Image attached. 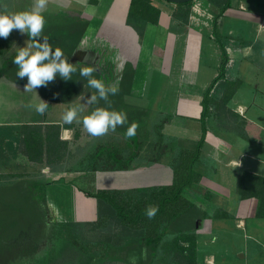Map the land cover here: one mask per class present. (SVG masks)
Here are the masks:
<instances>
[{"label": "rangeland", "instance_id": "374dc122", "mask_svg": "<svg viewBox=\"0 0 264 264\" xmlns=\"http://www.w3.org/2000/svg\"><path fill=\"white\" fill-rule=\"evenodd\" d=\"M239 1H241L245 9L243 11L240 10L237 0H231L230 7L232 12L231 14L228 13L222 20V25H220L222 31L226 32V28L229 26L233 27L234 23L239 26L238 21H248L240 18L244 14L260 12L264 9V0ZM71 12L73 13V11ZM217 12L218 9L210 0H194L189 8H185L184 13L172 12L173 14L170 17L171 25H177L178 27L183 26V24L184 26L189 25V27L200 25L203 29L201 32L203 40L200 43V51L196 55L188 56H185L186 53L183 51L180 55L184 61L185 58L187 60L184 62L183 69L187 63L190 64L189 60H193V65H190L194 67V72H189L185 77H183V72L180 73V69L178 70L177 68V62H180V53L178 55L174 53L173 42L164 43L162 47L152 48L151 44L154 42L158 43L156 36H153L149 38L148 44L146 43L144 46L137 45L136 49L133 50L134 54L130 56L133 51H128L123 41L116 37L114 39L116 45L129 56L131 64L125 71L126 76L116 96L118 103H114L109 109L110 111L125 112L127 114V122L123 126H117L115 132L109 131L107 135L101 137H92L84 129L82 123L73 122L69 131L70 144L69 148H67L66 158L62 161L63 163L55 165V169L61 172H77L75 170L79 167V161L83 158L82 156L86 155L98 143L116 144L120 150H123L122 156L126 157L129 150L123 149L126 141L123 132H125L126 126L130 127L135 122L139 127L136 129V137H131V141L133 143L135 138L136 140L140 138V149L135 159L130 162L129 168L126 171L122 170L123 172L115 178L114 181L119 186L117 189L126 190L128 186L133 185L135 187H159L163 182L166 183L169 180L167 175H171L169 154L163 156L165 159L160 163L149 160L151 155L154 154V145L158 140L155 131L156 126L164 123L162 128L164 138L162 140L165 145L172 143L174 147L178 145L180 149L192 150L200 138L201 124L199 120L195 122L194 118H189L192 113L190 111L191 107L177 110V94L179 95L180 93L165 91L173 90L178 84V86L181 85L183 87L185 93L195 97L200 96L199 98L202 99L203 92L218 74V65L221 60L219 46L213 42L214 40L210 39L212 21ZM176 15L181 16V18H188V20H186V23L176 20ZM191 16L192 19H189ZM76 17L75 19H45L44 29L47 31L50 29L54 30L55 27L57 29L60 26H64L63 24L65 23H70L69 30H80V24L76 20L79 19L80 21L82 19ZM219 18L216 21L217 25ZM245 23H242L241 26L245 36L254 37L255 28ZM99 28V21H92L90 29H93V32H90L89 36L95 34L94 31L97 33ZM11 36L12 41L10 44H6L5 53L0 57V63L3 60L14 61L19 49L26 47L31 42L27 34L13 33ZM257 36L259 42L256 47L258 51L256 55L262 54V50H264V32L258 33ZM56 38H59V36ZM152 38L154 40L149 46ZM79 47L81 48L80 43L71 58L72 62L79 67H86L88 64L85 62L86 57H88L89 63H98L104 75L103 77L106 79L107 74H104L106 70L104 64L107 62V56L112 51L99 49L100 53L101 51L104 53L101 60L95 62L97 49L86 51L84 46L81 49ZM154 50L155 54H153ZM253 54L255 55V53ZM175 55L177 56L173 59ZM254 58H241L238 61L239 59L236 56L237 65L231 69V72L239 74L240 80L236 82V85H240L239 90L241 91L238 92L240 94H237L235 99H231L224 104L223 88L217 90L213 86L210 94H213L211 98L214 108L212 107L210 117L205 120L206 133L209 134L210 131L215 138H221L239 148L248 147L244 139L246 135H250V138H254L253 136L255 135V132L247 131L245 119L252 117L264 123V112H259L252 105L254 101L264 111V62H261V65L258 63L257 66L250 61ZM122 61H126L124 55L119 58L118 65H114L113 83L104 81L105 85L115 86L117 84V77L122 70ZM180 78L182 81H178ZM26 84V82L23 84L24 87ZM257 85L259 89H257ZM16 91L15 89L10 90V93L13 94L9 95L10 99L15 100V96L18 99L20 98L19 95H15L17 94ZM35 91L33 97H24L23 101L25 103H35L36 98H38ZM93 94L94 89L90 88L88 83H80L77 94L66 102L67 108L64 109V112L73 105L84 106L85 111L78 117L82 121L83 116L88 115L92 111V105H87L86 101ZM167 94H171L172 97ZM193 100L196 99L190 97L185 99L184 102L188 106H194ZM235 100H239L238 103H241V101L250 102L249 106L251 108L246 113L244 112L245 114L238 115L233 112L237 109ZM25 107L28 109L32 106ZM213 116L216 117V122L228 126L227 128L230 130L221 128L219 124L215 126L211 124ZM56 117H62V115L57 114ZM172 148L171 150L168 148L170 152H173ZM209 148H212V146L208 145L204 148L202 146L200 156H207ZM1 149L2 147H0V152ZM249 150L251 153L255 152L253 153L254 157L248 156L242 160L238 159L236 161L237 166L232 162L230 163V160L228 161L230 167L225 165L224 163L227 160H220V156L217 153L218 160L211 162L207 158L202 157L204 160L200 165L204 163L208 166L202 165L203 171L199 182L192 185L189 192L185 194L186 198L193 201L200 210L196 213L197 221L193 229H191L190 225L185 230V227H182L184 231L190 232L192 230L196 233L198 264H264V218L259 219L254 216L257 200L254 198L240 200L232 191L234 184L237 182V177L243 172H255L264 176V142H262L260 147L249 148ZM2 157L3 155L1 154L0 161ZM258 157L261 161H258ZM251 158L257 159L253 160ZM8 162L7 170H4L0 162V255L7 256V259L12 258L13 260L14 258V260L10 263L5 261L3 262L4 264H144L149 261V258L137 261L133 258L136 256L134 252L130 253V249L136 250V247L143 244L142 239L147 234H153L151 233L153 229L149 228L146 219L140 221L136 226L124 224L115 216L113 209L108 204L90 197L93 199L90 202V207L94 218L90 219L88 216V220H83V217H80V208H83V205L76 199H69L66 195L61 199L58 194H54V197L52 198L51 196V198L58 204L60 201L62 207L59 212L63 216L59 220L54 219L55 216L52 217V215L51 219L48 216L46 205L40 199L41 194H39L44 191L46 195V184L42 174L46 172V167L48 166L45 163L41 164L42 172L44 171L42 173L34 171L24 158H21V160L20 158H15L11 163L10 161ZM239 169L240 172L237 173ZM129 170L131 171L127 172ZM215 172L216 175L213 177L212 175ZM79 176L81 175L73 174L70 181L72 182L71 185L77 181L76 178ZM86 179L85 181L82 180L84 183L82 186L86 189L81 192L88 197L84 192L88 191V193H91L89 190H92L94 193L100 189L97 186L93 189L92 186L94 184L92 185L90 183L91 180ZM62 180L64 182L67 179L64 177ZM212 180L223 186L220 195L216 193L210 194L209 191L212 188L210 181ZM206 194H209L208 200H205ZM195 197H199L201 202L197 199L194 200ZM201 211L207 213L209 218L202 220ZM223 212L227 213L228 217H223ZM78 217L80 219H77ZM180 222L183 221L178 220L177 223ZM59 223L62 225L65 223L69 227L62 226L58 228L57 224ZM161 223L162 225H168L166 224L165 216ZM168 227L170 230L179 228V226L175 228L170 225ZM172 236V233L166 234L164 237L165 241L162 242H167ZM162 242L160 241L158 246H156V256L151 261V264H186L185 260H182V263L181 260L175 258L171 253H164L161 248Z\"/></svg>", "mask_w": 264, "mask_h": 264}, {"label": "crops", "instance_id": "0c3cea01", "mask_svg": "<svg viewBox=\"0 0 264 264\" xmlns=\"http://www.w3.org/2000/svg\"><path fill=\"white\" fill-rule=\"evenodd\" d=\"M34 2L35 0H0V12L11 14V13H17V12H22V11H28V10H31V8L34 6ZM151 2L155 7H157L160 10L158 24L157 25H153L151 23L146 24V26L142 29L143 32H142L141 37L137 33L136 29L132 25L127 23V13H128L130 0H48L47 7L42 12V15L44 19H51V20L55 18L56 19L57 18L75 19L76 16H77L76 18L82 19L80 21L79 19L76 20L80 24L79 26L81 27L80 30H77V29L69 30L68 28H69L70 23L63 24L65 27L60 26L57 29L56 27L54 28L56 32L62 31L64 33L63 36L68 35L70 40L69 42H67L68 43L67 48L69 50L72 49V44H73V42L71 41L72 34L80 33V38L78 40V43L73 48L74 51L71 54V58L73 54L75 53L77 45L79 43H80L81 48L83 46L85 47L86 51L90 49L92 50L97 49V56L95 57V62L100 61L104 53L102 51L100 53L99 49H104V50L106 49V50L112 51L111 54L109 53V55L107 56L106 58L107 62L104 64V67L106 68L104 74H107V76L105 77L106 79H104L103 77L104 75L101 71L99 72L98 70V72H96L98 74V79L103 82L108 81V82L113 83L112 82V80L114 79L113 72L115 70L114 65L117 66L119 58L120 57L122 58L124 55L126 57V61H122L121 63L122 70H121V73L117 77L118 80H117V84L115 85V86H118L120 90L122 86L121 80H122L123 72L125 70V67H127V65L129 67V65L131 64V61H129L130 60L129 56H127V54L121 51L120 48L116 45V42L114 41L116 37L120 39L121 41H123L128 51L135 50L136 46L139 44L144 46L148 42L149 38L153 36H156L158 43L154 42L153 44H151L152 48L153 47L157 48L160 46L162 47L164 43L173 42L174 49H175L174 53H176L177 55L180 53L179 54L180 62H177V65H178L177 68L178 70L180 69L179 72L180 73L183 72V75H184L183 77L187 76L189 72H192V73L194 72V69H193L194 67L190 65V64L193 65V62H192L193 60L191 61L189 60L190 64L187 63L186 67H184L183 69V66L185 64L184 62L187 60L185 58V61H184L182 59V56L180 55L183 51L186 53L185 56L194 55V54L196 55L200 51V48H201L200 43L203 40L201 32L203 29L201 28L200 25L199 26L196 25L194 27L193 26L189 27V25L184 26V24L183 26L181 25L179 27L177 25H171L172 22H171L170 17L173 14L172 12L176 11L177 13H184L186 7H177L176 4H172V3H169L167 1H162V0H151ZM237 2L240 6V10L243 11L245 8L242 5L241 1L237 0ZM71 11H73V13ZM231 12H232L231 7H229L222 14V16H220L218 20V28H219L220 33L230 39L229 45H227V53L229 57V62L226 67L225 76L223 79L219 80L214 85V89L218 90L219 88L220 89L223 88L222 91H224V95H223L224 104L228 103L231 99H235L236 95L240 94L238 92L241 91L239 90L240 85L238 84L236 85V82L240 80L239 74H233L231 72V69L237 65L236 64L237 60L235 59L236 56L239 59L238 61H240L241 58L245 59L247 57H255L253 60H250V61L255 63L257 66H258V63L259 65H261V62H264V60H262L264 59V50H262V54H257L259 57L256 55V53L258 52L256 47L259 42V40L257 39L258 38L257 35L260 32H264V9H262L260 12L244 14L242 17L239 16L240 18L246 19L248 21H245V20L238 21L239 26H236V24L234 23V25L232 24L233 27L232 26L227 27L226 32H224L222 31L220 25H222V20L224 19V17L228 13L231 14ZM175 18L176 20L183 21L185 23H186V20H188V18H181V16H178V15H176ZM189 19H192V16L189 17ZM94 20L99 21L100 28L97 31V33L96 31H94L95 34H93L92 36H89V33L93 32L92 31L93 29H90V26H91V22ZM244 22H246L245 23L246 25H250L255 28L254 37L245 36L244 34L245 32L243 31V28L241 29L242 23ZM191 23L192 22L190 20V24ZM44 30L42 34H45V32H47V30L45 32ZM51 31H52L51 29L48 30V32H51ZM13 33L18 34L20 32L19 30H13L11 32V35ZM11 35L7 38L8 39L7 44H10L12 41ZM210 36H211L210 39L213 41L214 38L212 37V34H210ZM154 38H152L151 42H149V46H150V43L153 42ZM36 39L40 43L44 42L43 38L37 37ZM213 42H215V40ZM95 45H97L96 48H94ZM81 48L79 47V49ZM253 53H255L256 56ZM133 54H134V51L132 52V54H130V56H132ZM153 54H155V50L153 51ZM177 55H175L173 59ZM151 57H153V55H151ZM71 58H70V61L72 62ZM182 60H183V63H182ZM178 75H177V78H178ZM180 80L181 78L178 79V81ZM25 82L28 83V80L26 81L17 80V79L11 80L6 77L0 78V97L2 99L0 101V147H2L0 155L1 154L3 155L0 162H1V165H3L4 170H7L8 163H9L8 161H10L11 163L13 159L15 160V158H20V160L21 158H24L25 160H27L29 166H31L34 171L36 170L38 172H42L41 164H44L45 162L37 163V162L30 161L27 159L26 156H24L21 153L19 149L22 126L24 124L59 125L60 127L59 139L67 142V147L63 150L62 161H64V159L66 158L65 156L68 150L67 148H69V144H70L69 131L72 126L69 128H65V125H71V124L64 123L62 119L63 117L62 112H64V109L67 108L66 102H62L59 100H55V101L47 100L41 94L39 87H37L35 91L38 96V98H36L35 100V103L34 102L25 103L23 101L24 97L31 98L34 95V91L32 92L25 91V87L23 85ZM188 82H191V81H188ZM11 89L17 90L16 91L17 94H15V92L14 94L19 95L20 97L19 99L17 98V96H15L16 97L15 100L9 98V95H13L10 93ZM257 89H259L258 85H257ZM165 92L180 93L179 95L177 94V99H178L177 110L189 109L188 107H191L192 109L190 111H192V113L190 114L191 117L189 118H194V121L198 122L197 120H199L200 118V113L202 109L201 98H199L200 96L195 97L193 95L185 93L183 90V87L181 85L178 86V84L173 88V90L171 89ZM203 94L201 97H203ZM117 95L118 93L116 95H112L114 98L113 101L116 104L118 103V100H116ZM167 95H170L172 97L171 94H167ZM212 95L213 94H210V97H212ZM190 97H192V99L194 98L196 99V100H193L195 104L194 106H188V104L184 102L185 99H189ZM227 98H229V100L225 101ZM40 100L48 104V108L46 112L41 116L40 114L38 115V113L35 110V105H38L40 103ZM238 101L239 100L237 101L235 100V102L237 103V106H236L237 109L233 112H235L238 115L239 114L243 115L246 113V111H248L251 108L249 106L250 102L247 103V102L241 101V103L240 102L238 103ZM211 104H212V98L210 101L209 115H210V111L212 110V107L214 108V105L212 104L211 106ZM30 105L32 107L28 109L25 107V106H30ZM252 105L255 106L259 112H264L262 111L260 106H257L254 103V101L252 102ZM57 114L59 115L61 114L62 117H56ZM209 115L208 117H210ZM238 118L240 119V117ZM209 120H211V118H209ZM245 120L247 122V123L245 122L247 126V131L255 132V135L253 136L254 138H250V135L248 136L246 135L247 137L245 136L244 138L245 143L248 144V147L243 146V148L242 147L239 148L238 146H235L232 143L231 144L227 143L221 138L217 139L209 131V134L206 133L207 135L205 137V143L203 145V148L208 145L212 146V148H209V153L207 156H199L198 163L201 164L204 160L203 158H207L209 162L218 160L217 154L218 156H220L219 157L220 160L222 161L227 160V162L224 163L227 166H229V163H228L229 160H230V163L232 162L233 164H236V161L238 159L242 160L243 158L248 157V156L254 157L253 153L255 152L252 151L253 153H251L249 148H258L262 145V142H264V123H261L258 120H256V118H252V117H247ZM216 121H217L216 117L213 116V120H212L213 123L211 122V124H213L214 126L216 124H219L221 128L230 130L229 128H227L228 126L218 123ZM84 156L85 155H83L82 157ZM251 159L256 160L257 158L255 159L251 158ZM62 161L53 162L51 164L45 163L48 167H46V172L44 171H43L44 173L42 172L43 173L42 175L44 176L43 180H44V183L46 184V201H45L46 203L45 205L48 210L49 218L52 219V217L55 216L54 219L61 220V217L63 216V215L61 216L62 213L60 214L59 212L60 208L62 207L60 201L58 200L59 201V204H58L54 199H52L54 197V194L55 195L58 194L61 199L63 198L64 195H66L69 199L78 200V202L81 205H83V208H80L81 209L80 217H83V220L84 219L88 220L89 217L90 219H93L94 215H93V211L91 212V207H90L91 206L90 202H92L93 199L90 197H86L81 192L83 189L84 190L86 189L82 186L84 184L82 180L85 181L87 180L86 178L91 180L90 183L92 185L94 184V186H92L93 189H95V186H97V188L100 190H120V189H117L119 186L117 185V182L114 180L123 171L61 172L60 170H56L55 169L56 167L54 166L63 163ZM258 161H261L259 157H258ZM202 165L205 167L208 166L207 164H204V163ZM202 165L200 166L202 167ZM235 166H237V164ZM130 171L131 170L127 172H130ZM239 172H240V169L237 171V173ZM74 173L81 175L77 177L76 178L77 181L75 180L76 182L73 183V184H76L77 186L73 184L71 185L72 182H70L71 177L73 176ZM252 173H254L255 175H258L255 172H252ZM170 174H171L170 176L167 175V178H169V180L166 183L163 182L162 185L160 186L168 185L171 183L172 171H170ZM214 175H216V172L213 173L212 176L214 177ZM258 176H261V175H258ZM64 177L67 180L62 182L63 181L62 179ZM210 182L212 186V188L209 191L210 194L216 193L220 195L221 189L223 186L217 182H214V180ZM235 184H234V189L232 191L236 195ZM142 187H150V186H142ZM142 187L141 186L135 187L133 185V186H128V188L127 187L126 188L132 189V188H142ZM89 191L93 193L92 190H89ZM256 206L257 205L255 203V207ZM64 217L66 218V216ZM80 217H78L77 219H80Z\"/></svg>", "mask_w": 264, "mask_h": 264}, {"label": "trees", "instance_id": "16d2710c", "mask_svg": "<svg viewBox=\"0 0 264 264\" xmlns=\"http://www.w3.org/2000/svg\"><path fill=\"white\" fill-rule=\"evenodd\" d=\"M210 2L218 9L212 21L211 34L215 42L218 44L221 52V60L218 67V74L211 81L201 99V135L199 140L195 143L192 150H186L179 148L178 145L174 147V144L169 143L165 145L163 142L162 128L164 123H160L156 126L157 141L154 145V154L151 155L150 161L162 162L165 158L163 156H170L169 168L172 171V181L168 185L159 187H142L132 188L126 190H98L95 193L84 192L88 197H92L98 201L108 204L114 211L115 216L124 224H130L136 226L140 221L146 219L149 224V228H152L153 234H147L142 239L143 244L136 247V250L130 249V253L134 252L133 258L137 261L145 260L149 258V261L144 264H151V261L155 258L156 246L161 241H165L164 237L168 233H172V238L167 242H162L161 248L164 253H171L178 260H185L186 264H198L197 263V240L196 233L192 230L184 231L187 226H191L193 229L196 225L197 216L196 213L200 211L193 201L186 198L185 194L189 192L192 185L199 182L202 176L201 172L203 168L198 163V159L201 152V147L205 143L206 126L205 120L209 115L210 107V92L213 86L221 79L224 78L226 67L229 62L227 53V45H229V38L222 35L217 25V19L230 7V0H210ZM193 1L185 4H176L177 7H190ZM160 10L155 7L151 0H130L127 23L132 25L139 36H142V29L146 24L151 23L153 25L158 24ZM44 30V29H43ZM46 30H44L45 32ZM63 32H45L40 38L46 36L48 42L51 43L53 51L56 48H60L64 56L67 58L70 64L76 66L77 71L72 74V78L65 80L59 73L56 74L52 81H49L45 86H39L41 94L50 101L59 100L62 102H68L74 97L79 89L80 83H88V77L80 75V69L78 65L70 61L71 54L74 51L75 45L78 43L80 33L72 34L71 41L72 49H68L67 45L70 40L68 35L63 36ZM59 38H56L58 37ZM8 39L0 37V57L5 53V48ZM7 44V45H6ZM128 67V65H127ZM125 70L122 75L121 84H123L125 78ZM18 66L13 61L3 60L0 63V78L6 77L13 80H28L27 77L18 78ZM92 78L98 79V74L93 73ZM95 93V89H94ZM113 96H109L111 106L114 105ZM227 98L225 101H228ZM97 107L108 108L109 105L105 101L100 100L97 104L92 105V110ZM71 125H65V128H69ZM129 126L125 127V135ZM59 125H41V124H24L21 129L20 151L27 157L28 160L37 163L60 162L63 159V150L67 147V142L59 139ZM137 135V134H136ZM136 137V136H135ZM126 138V137H125ZM136 140V138H135ZM134 140V145L131 138H126L124 150L128 149L126 157L122 156V151L116 144L98 143L79 161V167L75 171H122L129 168L130 162L135 159L138 154L141 145V139ZM173 147V148H172ZM173 152H170L169 149ZM176 148V149H175ZM160 153V154H159ZM171 153V154H170ZM40 199L45 205L46 195L42 191ZM236 195L240 200L254 198L257 200V206L255 210L256 218H264V177L258 176L249 172H243L237 177L236 182ZM209 194L205 195V200H208ZM201 202L199 197H195ZM149 206H158L159 211L155 217L149 219L146 215V210ZM201 218L208 219L209 216L204 211H201ZM223 217H228L227 213L223 212ZM166 219V224L162 225L161 221ZM45 220V219H44ZM178 220L183 221L177 223ZM59 227H69L63 223L57 224ZM178 227L176 230H170L168 226ZM185 227L184 230H182ZM190 229V228H188ZM145 250H144V248ZM129 248V247H128ZM7 256L0 255V264L3 262L10 263L14 260ZM11 260V261H10ZM183 263V261H182ZM184 264V263H183Z\"/></svg>", "mask_w": 264, "mask_h": 264}, {"label": "clouds", "instance_id": "9594fccd", "mask_svg": "<svg viewBox=\"0 0 264 264\" xmlns=\"http://www.w3.org/2000/svg\"><path fill=\"white\" fill-rule=\"evenodd\" d=\"M48 0H35L31 10L17 13L6 14L0 12V37L7 39L13 30H19L21 34H27L31 42L24 48L19 49L13 63L18 66V78H28L25 91L32 92L39 86H45L52 81L57 73L65 79H71L72 74L77 71L75 65L70 64L60 48L54 51L44 37V42L40 43L36 39L43 33L45 19L42 12L46 9ZM88 66L81 68L80 75L88 77V86L95 89V93L87 98V105L97 104L100 100L105 101L111 107L110 95H116L119 91L118 86L108 85L99 79L92 78L94 72L101 71L97 63H89ZM48 108V104L41 101L35 105L38 114L43 115ZM85 111L84 106L73 105L63 114V121L66 124L73 122L82 123L84 129L92 137L107 135L109 131L115 132L117 126H123L127 122V114L123 111L108 110V108L97 107L88 115L83 116L82 121L78 119ZM139 125L135 122L127 129L126 138L136 135ZM159 211L158 206H149L146 215L149 219L155 217Z\"/></svg>", "mask_w": 264, "mask_h": 264}, {"label": "water", "instance_id": "95a60500", "mask_svg": "<svg viewBox=\"0 0 264 264\" xmlns=\"http://www.w3.org/2000/svg\"><path fill=\"white\" fill-rule=\"evenodd\" d=\"M165 1L172 3V4H185V3H188L194 0H165Z\"/></svg>", "mask_w": 264, "mask_h": 264}]
</instances>
